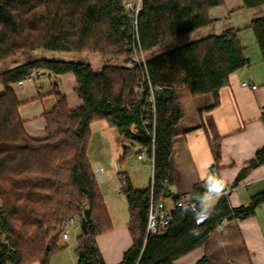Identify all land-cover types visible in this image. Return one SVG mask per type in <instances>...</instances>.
<instances>
[{
	"label": "trees",
	"instance_id": "16d2710c",
	"mask_svg": "<svg viewBox=\"0 0 264 264\" xmlns=\"http://www.w3.org/2000/svg\"><path fill=\"white\" fill-rule=\"evenodd\" d=\"M123 1L0 0V61L25 55L16 65L0 71L4 88L0 94V264L35 260L48 264L50 255L60 249V224L81 216L86 207L91 220L87 231L80 228L76 236V264H104L96 237L112 225L87 156L91 123L104 120L137 145L136 154L143 150L147 155L153 153V197L171 196L169 157L174 128L183 116L174 89L187 88L192 95L211 93L217 104L218 91L228 83L229 74L248 64L233 28L150 55L145 66L110 62L108 58L128 56L127 46L133 43L147 51L210 24L209 8L224 0H141L136 24L125 13ZM242 1L248 9L264 5V0ZM248 27L264 59V15L253 17ZM34 50L97 53L105 62L94 71L88 61L29 54ZM34 67L41 69V75L71 72L74 90L82 100L80 106L70 108L57 80L51 79L55 104L43 113L42 138L26 133L12 88ZM148 81L153 88L161 86L154 92V107L147 101ZM140 83L144 89L138 98L135 87ZM261 118L264 121V110ZM209 144L217 164L221 141L213 139ZM131 149L123 146L117 161L120 167ZM261 163L264 146L245 163L232 184ZM117 177L127 201L132 238L117 264H172L201 246L224 220L250 216L264 203V191L236 207L221 195L212 203L210 218L198 222L194 213L200 205L196 210L178 209L164 230L151 235L145 233L149 185L134 187L122 169ZM208 186L204 181L197 183L192 199L202 197ZM194 264L209 263L203 256Z\"/></svg>",
	"mask_w": 264,
	"mask_h": 264
},
{
	"label": "crops",
	"instance_id": "0c3cea01",
	"mask_svg": "<svg viewBox=\"0 0 264 264\" xmlns=\"http://www.w3.org/2000/svg\"><path fill=\"white\" fill-rule=\"evenodd\" d=\"M260 12V7L244 8L242 0H224L209 8L208 15L212 19L210 24L197 28L200 31L193 35H187L185 42L209 34L219 35L226 29L233 28L236 30L248 64L229 74L228 83L218 91L217 104H214L215 98L211 93L192 95L187 88L174 89L183 116L174 128L173 149L169 157L173 177V184L169 187L171 196L191 194L194 186L201 181L209 185V171L212 165L219 169L220 189L226 185L231 187L226 194L231 207L247 204L254 194L264 191V163L252 168L237 184H232L245 163L264 146V121L261 118L264 110V59L253 32L248 27L251 19ZM179 44L182 43L176 40L159 50L157 47L160 46L157 45L147 51H150V56ZM74 54L67 51L45 50L39 55L74 59L76 57ZM79 57V60L88 61L94 71H99L103 66L100 55L96 53ZM51 79L57 80L70 108L82 104L74 90L75 79L71 72L62 74L44 72L37 79V83L26 81L12 85L19 101L18 112L23 119L24 129L34 138L44 137L43 113L55 104ZM242 81H250L256 87L242 86ZM3 89L0 84V94ZM90 129L88 159L91 164L95 162L103 168L105 181L113 188V193L108 191L109 200L104 198L112 229L99 234L96 243L104 264H117L132 242L127 227L129 220L127 201L117 179L119 167L115 166L122 149L113 143L116 128L104 120L92 122ZM218 138L221 141L220 159L215 164L209 142ZM130 180L133 184L134 180L131 177ZM147 184L148 178L145 185L133 186L141 188ZM101 190L103 191L102 187ZM218 197H212L208 202L213 203ZM110 204L115 207L114 210L110 208ZM73 245H76V240ZM203 256L207 258L209 264H264V203L259 204L250 216L224 220L201 246L177 258L172 264H194ZM25 264L40 262L35 260ZM48 264H76L74 249L60 246L59 250L50 255Z\"/></svg>",
	"mask_w": 264,
	"mask_h": 264
},
{
	"label": "built area",
	"instance_id": "2783aa9c",
	"mask_svg": "<svg viewBox=\"0 0 264 264\" xmlns=\"http://www.w3.org/2000/svg\"><path fill=\"white\" fill-rule=\"evenodd\" d=\"M123 6L125 9V13L128 15L130 19H132V23L136 24V18L138 11L142 7L141 0H124L123 1ZM128 49H130V54L126 57L123 58L122 60V65L126 67H132L134 64H143L145 66V61L146 58L144 56V51L139 43H133L131 45L127 46ZM42 71L38 67H34L30 69L26 75L19 79L17 84H22L26 81L30 82H36L37 79L41 76ZM37 83V82H36ZM242 86H248L251 88H255L256 85L251 83L250 81H242L241 82ZM147 87L149 89V94L147 95V101L150 103L151 107H154V92H157L159 89H161V86L157 87H152L150 82H147ZM143 84H138L135 87V92L138 96V98L141 96L143 92ZM136 158L141 161L143 165H148V170H149V177H148V185L150 188V197L148 201V207H147V214H146V224H145V233L146 234H157L164 230L166 225L171 221L172 219V214L175 210L178 209H184V208H190L191 210H196L197 206L200 205V202L202 198L206 197V192L202 195V197L198 199H192L191 194L188 193H181L178 195L176 199H173L170 196L167 197H162L159 199H155L153 197V187H154V174H155V169H154V156L153 153L150 155H147L145 151H140L139 153L136 154ZM219 177V169L216 165H212L209 171V181L213 180H218ZM165 180L162 181V184H164ZM231 190V187L229 185L224 186L221 191L219 196L221 195H226L229 191ZM210 199L212 197H215L214 194H208ZM83 215V214H82ZM81 215V216H82ZM80 218L81 217H71L65 221H63L59 228H60V238L61 240L65 243V245L72 246L73 244L70 243V236L67 230V225L68 224H73L75 222H78L80 224Z\"/></svg>",
	"mask_w": 264,
	"mask_h": 264
},
{
	"label": "rangeland",
	"instance_id": "374dc122",
	"mask_svg": "<svg viewBox=\"0 0 264 264\" xmlns=\"http://www.w3.org/2000/svg\"><path fill=\"white\" fill-rule=\"evenodd\" d=\"M260 9H261V12H260V14L258 16L264 15V5H262L260 7ZM196 31H200V30L197 29V30H195V32H193L191 34L189 32L187 34H183V35H181L179 37H176V38H174L172 40L166 41V42L160 44L159 45L160 47H157V49L159 50V49H161L163 47H166V46H168L169 44L173 43L176 40H178L180 43H183L187 39V37H188L187 35H193V34L197 33ZM43 51H45V50H34V51H31L29 54H31L33 56H40L39 54L43 53ZM67 52H70V51H67ZM71 53H74V52L71 51ZM89 54L90 53H85V52L75 53L74 55H76V57H74V59H72V60H79L80 59L79 56L89 55ZM149 54H150V51H144L145 58H147L149 56ZM24 56L25 55H23V54L22 55H17L16 57L8 58L6 60L0 61V71L5 69V68H8L14 62L22 60L24 58ZM66 56L68 58H71L68 55H66ZM100 57H101L103 65H104L105 57H102V56H100ZM123 58H113V57H111V58H108V59H109L110 62L119 63V64L122 65ZM114 130L116 132V136H115V138L113 140L114 145H117L120 149H122V151H123V146L124 145H129L132 148L131 152L126 154L125 159H124V161L121 164V167L119 166V163L117 162L119 157L116 159L117 161H116L115 166L119 167V169H124L128 173V175L132 178V180H134L133 184L135 186H143V185H145L146 180L149 177V170H148V165H143L141 163V161H139L136 158V152L135 151L137 150V145L134 144V143H131L130 141H128L116 129H114ZM92 168H93L94 174L96 176V179H97V182H98V186L100 188V192L102 194L103 199L106 197V200L107 199L109 200V194L110 193L108 191H111V193H113V191H112L113 188L110 187V184H108L107 181H105V178H104L105 177V171L103 170L102 167H100L95 162H93ZM133 177H134V179H133ZM101 187L103 188V191L101 190ZM103 193H105V195H103ZM110 208L112 210L115 209V207L113 205H111V204H110ZM75 217L78 218V217H81V216H75ZM66 228H67L69 236H70V243L74 244V242L76 240V236L80 232L79 220H78V222H75L74 225L72 223L68 224ZM58 245L59 246H65V248H67L66 247L67 245H65V243L61 240V238L59 239ZM73 246L74 245H72V246L70 245L68 247L71 250V249H74L75 246L74 247Z\"/></svg>",
	"mask_w": 264,
	"mask_h": 264
},
{
	"label": "clouds",
	"instance_id": "9594fccd",
	"mask_svg": "<svg viewBox=\"0 0 264 264\" xmlns=\"http://www.w3.org/2000/svg\"><path fill=\"white\" fill-rule=\"evenodd\" d=\"M220 184V180H213L209 182L206 197L202 198L199 210L194 213L197 217L198 222H203V220L208 219L212 216L214 212V205L208 202L210 199L208 194H214L216 197H218L221 191L219 187Z\"/></svg>",
	"mask_w": 264,
	"mask_h": 264
},
{
	"label": "water",
	"instance_id": "95a60500",
	"mask_svg": "<svg viewBox=\"0 0 264 264\" xmlns=\"http://www.w3.org/2000/svg\"><path fill=\"white\" fill-rule=\"evenodd\" d=\"M90 208L86 207L84 209L83 215L80 218V228L83 232L87 231V225L90 222Z\"/></svg>",
	"mask_w": 264,
	"mask_h": 264
}]
</instances>
